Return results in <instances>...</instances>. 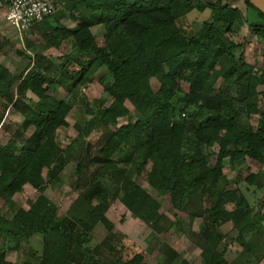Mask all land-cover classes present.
<instances>
[{
    "label": "trees",
    "instance_id": "trees-1",
    "mask_svg": "<svg viewBox=\"0 0 264 264\" xmlns=\"http://www.w3.org/2000/svg\"><path fill=\"white\" fill-rule=\"evenodd\" d=\"M60 1L56 13L30 31L50 37V46L71 41L69 53L57 60L36 56L19 77L0 64L3 106H14L24 118L14 136L20 140L32 130L19 147L14 146L18 140L0 144V192L8 201L26 185L41 194L28 211H8L13 212L10 218L0 213V264H146L143 252L127 241L109 247L107 263L86 248L98 224L108 232L115 228L106 212L116 201L155 234L169 229L163 226L167 220L161 205L138 178H145L176 210L204 219L200 264H229L216 242L207 245L223 220L237 226L241 253L234 261H241L263 234L264 221L262 211L238 189V181L235 190L222 185L225 162L236 166L251 159L264 164V112L257 127L251 123L264 109V91L259 90L264 87V50L254 61L246 55V43L235 41L238 26L247 24L245 14L229 5L230 0H64L76 24L66 29L60 25ZM243 5L264 23V13L251 0ZM196 12L208 14L199 29L187 23ZM251 25L249 31L264 40V25ZM98 26L105 31L102 47L92 33ZM97 79L110 98L109 106L93 116L99 140L86 143L80 125L77 138L61 139L80 88ZM17 83L21 88L15 95ZM58 89L64 99L56 98ZM25 91L38 99L34 106L24 105ZM127 117L130 122L119 125ZM93 147L103 162L91 173ZM72 160L73 197L60 216L45 192ZM257 181L253 175L245 180L250 186ZM205 197L211 204L206 213L196 209ZM228 205H233L231 211ZM38 239L40 251L31 246ZM8 251L16 253L14 263L6 260Z\"/></svg>",
    "mask_w": 264,
    "mask_h": 264
},
{
    "label": "rangeland",
    "instance_id": "rangeland-1",
    "mask_svg": "<svg viewBox=\"0 0 264 264\" xmlns=\"http://www.w3.org/2000/svg\"><path fill=\"white\" fill-rule=\"evenodd\" d=\"M252 4L264 13V0H251ZM196 5V2H194ZM229 5L239 8L246 17L247 24H240L237 28L235 41L246 43V55L249 59L258 61L260 51L264 50V40L257 38L251 31L249 26L251 24L263 26L264 23L259 21L256 12L252 10H245L243 0H230ZM70 5L68 1H60L59 4V18L60 25L66 29H73L76 24H73L70 19ZM58 13V14H59ZM5 8L0 2V41H2V48L0 50V64L11 75L19 77L27 71L30 65L33 64L36 56L45 59H59L69 53L70 42H63L59 47L50 46V37L38 35L28 30L23 34H18L14 29L10 28L4 21ZM208 18V14L192 13L189 15L187 23L195 29H199L204 21ZM253 26V25H251ZM92 33L97 40L100 47L104 45L103 35L105 33L103 27L98 26L92 29ZM155 90L159 88V84L153 81ZM21 88L20 83L15 84L13 91L18 95ZM264 91V87L259 89ZM65 94L62 89L57 90L56 98L64 99ZM24 105L34 106L38 99L30 92L25 91L22 98ZM6 101L4 97L0 96V144L7 145L18 140V136H14L16 131L22 128L24 118L16 110L15 107L9 105L5 110L4 104ZM70 114L67 117L68 127L64 130L66 134H61L60 138L75 139L78 137L76 126L84 127L82 136L85 142L95 145L99 140L101 134L95 130L97 121L93 116H99L103 109L110 104L109 96L104 92V85L97 79L96 81L87 80L83 83L77 95V101ZM129 110L133 113V108L130 104H126ZM261 112L255 114L252 118V125L257 127ZM95 116V117H96ZM93 122V123H92ZM119 125H126L130 119L121 118L118 120ZM30 130L26 132L20 140L16 141V147L24 143L31 135ZM66 136V137H65ZM17 138V139H16ZM218 151V148H215ZM127 152V150H122ZM90 155L92 157L88 164L89 171L92 173L99 167L103 158L97 153L96 148H91ZM96 157V158H95ZM95 158V159H94ZM117 158V156H116ZM94 159V160H93ZM76 161L69 162L64 170L59 174V177L48 187L45 196L55 205L59 207V215L63 216L69 209L71 197H73V181L75 174ZM45 174L47 171L45 170ZM225 182L222 181L223 188L235 190L234 184L238 181L237 187L246 197L249 204L262 211L264 216V209H261L264 202V164L256 162L251 159H245L236 166L225 162L223 170ZM256 176L258 181L253 185H248L245 180L249 176ZM145 178H138V184L151 195L160 205V214L165 217L167 223L163 226L170 225L166 232H155L147 226L144 222L133 219L126 209L116 201L113 206L106 212L107 218L114 224L112 232H108L101 224H98L91 235V242L87 249L93 252L95 259L101 263L111 261L109 255V247L117 245L120 242L127 241L129 245L133 246L139 251L143 252L146 264H180L182 261H188L192 264H200V256L205 245L202 236L205 229L203 218L194 217L191 214H185L181 210H176L169 205L163 197L152 189ZM40 193L34 190L31 186L23 187L22 192L14 195L11 201L0 192V213L6 214L8 218L13 215V212L8 214V211L15 209H23L28 211L31 206L38 200ZM68 195V196H67ZM5 202H9L11 206H6ZM8 208V209H7ZM233 205H228L226 209L231 211ZM202 212L211 209L209 198H204L202 204L196 206ZM206 213V212H205ZM162 226V225H161ZM263 234L256 238L249 247L250 253L242 256L241 261L235 263V259L241 253L240 241L238 237V229L232 220L224 222L215 228L216 232L212 233V240H208L209 247L211 244L217 243L218 252H224V258L229 264H264V221L261 223ZM222 238H218V236ZM261 237V238H260ZM234 238V244H230L231 239ZM220 242H218V240ZM3 240H0L2 246ZM166 245V246H163ZM31 246L34 250H41V241H31ZM173 250L174 255L170 250ZM6 260L14 263L16 260V253L8 251L6 253ZM85 262V261H84ZM92 264V263H91Z\"/></svg>",
    "mask_w": 264,
    "mask_h": 264
},
{
    "label": "built area",
    "instance_id": "built-area-1",
    "mask_svg": "<svg viewBox=\"0 0 264 264\" xmlns=\"http://www.w3.org/2000/svg\"><path fill=\"white\" fill-rule=\"evenodd\" d=\"M5 4L4 21L18 34L52 16L57 11L59 0H2Z\"/></svg>",
    "mask_w": 264,
    "mask_h": 264
},
{
    "label": "crops",
    "instance_id": "crops-1",
    "mask_svg": "<svg viewBox=\"0 0 264 264\" xmlns=\"http://www.w3.org/2000/svg\"><path fill=\"white\" fill-rule=\"evenodd\" d=\"M0 2L3 3V7L5 8V6H4V5H5V4H4V1L0 0Z\"/></svg>",
    "mask_w": 264,
    "mask_h": 264
}]
</instances>
